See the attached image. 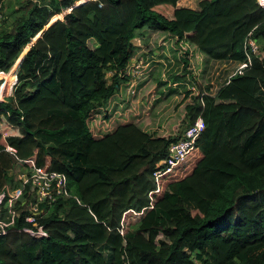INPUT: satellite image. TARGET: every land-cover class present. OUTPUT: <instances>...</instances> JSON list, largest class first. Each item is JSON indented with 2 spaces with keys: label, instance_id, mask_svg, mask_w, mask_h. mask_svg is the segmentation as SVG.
Masks as SVG:
<instances>
[{
  "label": "trees",
  "instance_id": "1",
  "mask_svg": "<svg viewBox=\"0 0 264 264\" xmlns=\"http://www.w3.org/2000/svg\"><path fill=\"white\" fill-rule=\"evenodd\" d=\"M0 14V75L14 79L0 98V264H264V7L0 0ZM249 30L251 65L195 93L211 59L244 57ZM197 113L195 145L155 180ZM30 161L66 181L31 221L33 191L13 171Z\"/></svg>",
  "mask_w": 264,
  "mask_h": 264
},
{
  "label": "built area",
  "instance_id": "2",
  "mask_svg": "<svg viewBox=\"0 0 264 264\" xmlns=\"http://www.w3.org/2000/svg\"><path fill=\"white\" fill-rule=\"evenodd\" d=\"M255 1L259 6L264 7V0ZM242 46L244 48V57L241 59H211L204 74L206 82L205 87H203L200 91H196L195 89L193 91L198 93L200 96L202 94L213 95L219 86L229 81V78L232 75L240 74L245 68L249 67L252 62V57L256 55L260 47L259 39L253 36L249 30L243 38ZM130 63L131 74H136L138 68L137 61L131 59ZM13 82L14 79L12 80V83ZM262 90L264 91V89ZM203 127V118L200 113H197L180 129L177 136L173 140L169 141L166 146L165 154L153 162L151 174L155 180L159 175L169 170L175 163L179 162L184 155L191 148H193ZM4 148L11 152L14 151V148L9 144H5ZM28 167L30 169L28 174H26V171H21L18 172V176L22 182H28L29 190L33 191V202L29 201V210L31 212L25 217V219L31 221L33 220V214L37 212L36 202L45 195L49 196L51 189H53L55 193H66V181L62 172L43 169L42 167L35 165L32 161H30ZM20 190V187L7 190L9 202L20 193ZM1 196L2 193H0V197ZM6 223L8 222H3L0 219V231L3 232V226Z\"/></svg>",
  "mask_w": 264,
  "mask_h": 264
},
{
  "label": "rangeland",
  "instance_id": "3",
  "mask_svg": "<svg viewBox=\"0 0 264 264\" xmlns=\"http://www.w3.org/2000/svg\"><path fill=\"white\" fill-rule=\"evenodd\" d=\"M82 1V0H81ZM195 2H197V0H193V4H195ZM63 9V11H61V12H58V14L56 15V18L57 17H61V15L63 14V12L66 10V7H63L62 8ZM3 12V11H2ZM55 14V13H54ZM54 18V17H53ZM10 19V16H7L6 17V20L8 21ZM53 20V19H52ZM51 21V20H50ZM0 22H2V21H0ZM40 32H38L36 35H38ZM145 36H147L146 34H145ZM35 39V38H34ZM192 59V61H195L194 60V58H191ZM14 65H15V63H13ZM11 65L10 67H9V69L8 70H6V72L7 73H10L12 70L14 71V68L16 67V66H14V65ZM12 80H13V78H11V79H5L4 78V76H1L0 75V98H2L3 96H5V95H8V94H10V92H11V86H12ZM50 85L51 86H53V84H52V82L50 81ZM159 88L161 89V90H163L164 88V90H167V86H165L164 87V84L163 85H160L159 86ZM264 97V96H263ZM178 98H175V99H173V103H174V101L175 100H177ZM181 104L182 103H180L175 109L173 108V104H172V111L174 112V111H177V115L174 117V120H176L177 118H179V115H178V111H179V109H180V107H181ZM180 129H181V127H180ZM180 131V130H179ZM20 167L18 166V165H16V166H14V173H18L19 171H21V170H23V168H21L20 170ZM26 207L29 209V201H27L26 202ZM50 248L54 251V249H53V247H52V245H50ZM102 253H103V255H104V257L106 258V262H110V260H111V258H110V255L109 254H106L103 250H102Z\"/></svg>",
  "mask_w": 264,
  "mask_h": 264
},
{
  "label": "crops",
  "instance_id": "4",
  "mask_svg": "<svg viewBox=\"0 0 264 264\" xmlns=\"http://www.w3.org/2000/svg\"><path fill=\"white\" fill-rule=\"evenodd\" d=\"M177 4L194 8L196 7L197 2L193 4V0H177Z\"/></svg>",
  "mask_w": 264,
  "mask_h": 264
},
{
  "label": "water",
  "instance_id": "5",
  "mask_svg": "<svg viewBox=\"0 0 264 264\" xmlns=\"http://www.w3.org/2000/svg\"><path fill=\"white\" fill-rule=\"evenodd\" d=\"M77 2H78V1H77ZM55 18H56V17H54V18H52V19L54 20ZM52 19H51V21H48V24H49L50 22L53 21ZM48 24H47V25H48ZM37 36H38V35L33 36V37L31 38V40H34V38H36ZM25 50H26V49H24V50L22 51V53H23ZM22 53H21V54H22ZM18 60H19V59H18ZM17 62H18V61H17ZM16 65H17V63H16ZM16 65H15V66H16ZM15 68H16V67H15ZM15 68H14V72H15Z\"/></svg>",
  "mask_w": 264,
  "mask_h": 264
}]
</instances>
